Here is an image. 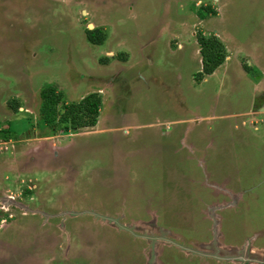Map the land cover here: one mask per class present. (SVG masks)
<instances>
[{
    "label": "rangeland",
    "instance_id": "rangeland-1",
    "mask_svg": "<svg viewBox=\"0 0 264 264\" xmlns=\"http://www.w3.org/2000/svg\"><path fill=\"white\" fill-rule=\"evenodd\" d=\"M263 29L264 0H0V264H264ZM200 33L228 57L204 78ZM45 89L99 93L97 124L54 131Z\"/></svg>",
    "mask_w": 264,
    "mask_h": 264
},
{
    "label": "trees",
    "instance_id": "trees-1",
    "mask_svg": "<svg viewBox=\"0 0 264 264\" xmlns=\"http://www.w3.org/2000/svg\"><path fill=\"white\" fill-rule=\"evenodd\" d=\"M209 11L213 12L212 9ZM86 33L88 39L93 43H103L104 37L100 29L91 30L87 28ZM198 41L201 46L202 68L197 76L204 78L213 74L225 62L227 51L219 37H206L200 33ZM42 97L41 111L43 115L41 120L46 125L53 127L54 131H56L55 129L63 132L78 131L93 127L98 122L102 98L97 92L90 93L81 100L67 102L63 99L62 93L45 89L42 92Z\"/></svg>",
    "mask_w": 264,
    "mask_h": 264
},
{
    "label": "crops",
    "instance_id": "crops-1",
    "mask_svg": "<svg viewBox=\"0 0 264 264\" xmlns=\"http://www.w3.org/2000/svg\"><path fill=\"white\" fill-rule=\"evenodd\" d=\"M264 30V29H263ZM228 58V57H226ZM227 60V59H226ZM122 128L121 127H115L112 131H110V129H106L105 132H107L108 134V140L111 144V146L113 147V149L115 150L114 152L115 153H118L119 152V147L118 144L120 141L123 140V135L121 134V132L119 134H116V130H120ZM125 135H127L126 133H124ZM68 136H73L72 134H67L66 137L69 138ZM50 138H52L51 136L50 137H47L48 140H50ZM74 141V137H73V140ZM70 141V142H72ZM70 142L69 143H66V145L64 147L60 146L59 145H55L52 141L49 143H39L38 145H35L33 147H30L28 149L27 147V143H23V146L21 148V150L19 151V154L21 152H25V150H30V158L29 159H26L24 161H22V166H21V170L18 171V172H14V165H8L9 166V169H8V172H11L13 175L14 173L16 175L19 176L15 178V181L14 182H22L20 180V178H24L23 176H26V177H29V173H36L37 171H48L50 170V163H51V159H65L64 158V154H63V149H67V148H70ZM73 143V142H72ZM57 147L60 148L59 150L61 151V153L57 154V152L55 150H57ZM70 150V149H69ZM54 151V152H53ZM115 156V155H114ZM16 158L15 156L13 157L12 155V158ZM2 159H5L2 158ZM25 159V158H24ZM68 168V173H63L64 176H68L69 175V179L73 178L72 177V174H74V167L71 166V167H67ZM25 171V172H24ZM33 171V172H32ZM60 172L62 173V170H60ZM27 174V175H25ZM62 175V177L64 178V176ZM63 180V179H62ZM34 181V180H33ZM4 185V184H3ZM4 188L1 186L0 187V192H2L4 194ZM2 197H0V201H1ZM4 202H2L1 204H5L6 206L8 205V203L5 202V199H2ZM10 203H14V202H10Z\"/></svg>",
    "mask_w": 264,
    "mask_h": 264
},
{
    "label": "flooded vegetation",
    "instance_id": "flooded-vegetation-1",
    "mask_svg": "<svg viewBox=\"0 0 264 264\" xmlns=\"http://www.w3.org/2000/svg\"><path fill=\"white\" fill-rule=\"evenodd\" d=\"M2 199H5V202L8 203V205H10V202H9L7 196L3 195V196H2ZM2 199H1V201L4 202ZM1 201H0V202H1Z\"/></svg>",
    "mask_w": 264,
    "mask_h": 264
},
{
    "label": "water",
    "instance_id": "water-1",
    "mask_svg": "<svg viewBox=\"0 0 264 264\" xmlns=\"http://www.w3.org/2000/svg\"><path fill=\"white\" fill-rule=\"evenodd\" d=\"M262 110L264 109V108H261ZM8 198V200H9V202H12V198H10V197H7Z\"/></svg>",
    "mask_w": 264,
    "mask_h": 264
}]
</instances>
